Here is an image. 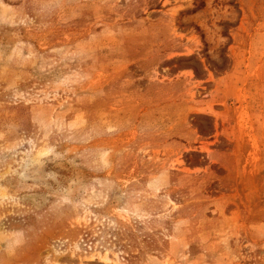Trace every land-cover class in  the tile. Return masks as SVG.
<instances>
[{"label":"rangeland","instance_id":"374dc122","mask_svg":"<svg viewBox=\"0 0 264 264\" xmlns=\"http://www.w3.org/2000/svg\"><path fill=\"white\" fill-rule=\"evenodd\" d=\"M0 264H264V0H0Z\"/></svg>","mask_w":264,"mask_h":264}]
</instances>
